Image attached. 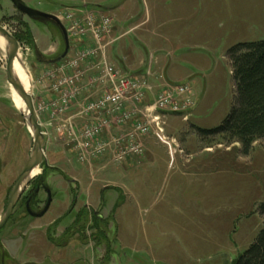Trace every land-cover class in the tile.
<instances>
[{
    "label": "rangeland",
    "instance_id": "rangeland-1",
    "mask_svg": "<svg viewBox=\"0 0 264 264\" xmlns=\"http://www.w3.org/2000/svg\"><path fill=\"white\" fill-rule=\"evenodd\" d=\"M20 1L62 20L67 15L104 13L102 7L91 4L99 0ZM126 5L128 20L123 15L127 21L120 26L122 31L114 34L113 26L111 33L115 39L111 47L118 46L132 68L131 72L120 68L126 75L142 76L148 68L160 71L159 60H153L156 56L149 55L146 46L161 50L195 46L191 56L178 50L166 70L171 80L188 83L194 91L188 122L173 115L165 118L166 135L175 136L184 155H177L169 165L166 149L148 134L140 138L142 155L113 163L109 161L113 148H107L90 164L82 163L73 145L59 138L63 132L55 130L63 118L79 125L81 106L61 116L50 109L62 99L46 76L64 64L40 63L34 52L36 48L46 58L63 52L57 28L30 20L11 0H0V26L18 43L20 60L31 77L34 108L46 132L40 175L25 187L22 197L33 192L38 178L52 197L41 218L27 216L21 202L16 205L0 229V264H233L262 230L258 208L264 203V144L254 143L250 154L243 156L239 144L197 130L219 127L231 111L235 93L226 55L238 44L264 40V0H127ZM106 15L113 24V15ZM86 45L70 43L63 60ZM50 47L56 51L48 52ZM5 65L0 50V216L32 149L26 121L9 98ZM190 73L194 77H188ZM162 74V79L151 78L157 81L154 92L164 81ZM94 90L83 92L76 102L94 99ZM130 126L112 125L100 138L109 144ZM145 138L158 147L154 162L141 165ZM36 199L38 211L45 191L40 189ZM93 211L98 212L99 222Z\"/></svg>",
    "mask_w": 264,
    "mask_h": 264
},
{
    "label": "built area",
    "instance_id": "built-area-1",
    "mask_svg": "<svg viewBox=\"0 0 264 264\" xmlns=\"http://www.w3.org/2000/svg\"><path fill=\"white\" fill-rule=\"evenodd\" d=\"M55 17L60 23L63 21L69 40L80 44L89 43L69 60H62L59 65H64L46 76L47 80L52 81L53 92L62 99L50 106L53 115L61 116L81 106L78 109L81 118L79 125L73 126L68 119L63 118L55 129L63 132L59 138L66 145H73L79 160L87 164L102 155L107 148H113V163H122L130 156L142 155L140 138L148 134L166 149L169 165L177 155L182 157L184 151L178 141L165 133V118L173 115L188 122L195 101L192 87L188 83L164 84L154 92L155 86L150 79H162L161 75L155 76L148 68L145 75L128 76L114 67L106 55L107 49L115 42L111 34L113 24L106 14L91 12L79 17L67 15L64 18L66 25L59 16ZM54 51L55 47L48 50L50 53ZM88 73H91V77L86 76ZM90 89H95L94 99L83 98L76 102L78 96ZM72 101L76 104L72 105ZM36 114L41 123L39 113ZM138 117L141 118L136 119ZM130 123L127 133L115 137L109 144L100 138L107 135L105 133L110 131L112 125L118 129ZM43 135L46 136L45 129Z\"/></svg>",
    "mask_w": 264,
    "mask_h": 264
},
{
    "label": "trees",
    "instance_id": "trees-1",
    "mask_svg": "<svg viewBox=\"0 0 264 264\" xmlns=\"http://www.w3.org/2000/svg\"><path fill=\"white\" fill-rule=\"evenodd\" d=\"M234 83V104L221 125L199 134L220 136L225 143L240 145L248 156L256 142L264 144V40L230 48L226 55ZM263 227L246 252L233 264H264V203L258 208Z\"/></svg>",
    "mask_w": 264,
    "mask_h": 264
},
{
    "label": "water",
    "instance_id": "water-1",
    "mask_svg": "<svg viewBox=\"0 0 264 264\" xmlns=\"http://www.w3.org/2000/svg\"><path fill=\"white\" fill-rule=\"evenodd\" d=\"M14 7L23 15L28 17L30 20L41 24H50L57 28L63 43V52L54 58H46L38 52L35 48V55L40 63L46 65H55L65 58L69 51V39L64 26L57 20L54 15L44 13L42 11L30 8L23 4L20 0H11ZM0 37H2L7 42V51L5 54L6 65H5V80L6 83L11 85L16 91L18 96L21 98L28 112L27 117V127L29 133L32 137V149L30 153L29 160L20 174L17 176L15 182L13 183L11 190L9 192L6 207L0 216V229H2L10 218L13 208L15 207L20 195L22 194L25 187L30 183V174L36 168H40L44 162V144L45 140L38 123V118L34 109V104L32 96L30 93L26 92L23 86L15 79L13 75V62L18 53V43L16 39L6 30V28L0 26ZM44 191L47 194V201L42 210L37 213L31 212L28 208L29 202L38 192L36 189L33 194L29 197L26 203V209L32 218H41L48 211L51 204V192L48 187H44ZM102 207V206H101ZM101 207L99 209H101Z\"/></svg>",
    "mask_w": 264,
    "mask_h": 264
},
{
    "label": "crops",
    "instance_id": "crops-1",
    "mask_svg": "<svg viewBox=\"0 0 264 264\" xmlns=\"http://www.w3.org/2000/svg\"><path fill=\"white\" fill-rule=\"evenodd\" d=\"M89 3V2H88ZM95 6H98V8L102 7L100 10H102L104 13L109 14L110 16L113 15V26L114 28L116 27L117 29H115L114 34H118V30L122 31L120 29V26L123 25L124 22H126L128 20V12H126V4H127V0H123L120 2H114L111 3L109 0H103V1H98V2H94L91 3ZM83 5H85V3H83ZM126 12V13H125ZM127 18V20H125L124 16ZM125 20V21H124ZM141 47H143V51L145 53H147V50H145V46L140 42ZM195 46L193 45H181V47H175L172 50H166V49H153V48H149L146 46V49L148 48V54L149 55H155L156 58H154L153 60H155L156 62L159 60V63L161 65L160 67V71H162V73L160 71H157L156 69L152 68V72L154 73L155 76L158 77V75L162 74L164 81L163 82H159L158 87L159 86H163L164 84H169V83H179L181 81H175V80H171V78H169V76L166 74V70L167 68L170 66L171 64V60H172V56L175 55L178 50H181V53L184 52V55H188L191 56L192 51L195 49ZM120 48H118V46H112L109 49H107L106 51V55L107 58L109 59V61L116 66L118 69H123L126 71H130L132 70V68L128 65V61H127V56L126 55H121L122 52L119 50ZM162 51H167V52H162ZM163 53V58H159L158 54ZM168 60L169 63L166 61ZM151 68V67H150ZM188 77L192 78L194 77V74L190 73L188 75ZM189 79V78H188ZM152 83H156L154 86L156 87L157 85V81H155L154 79H150ZM1 78H0V88H1ZM198 108H196L197 110ZM195 110V112H196ZM194 115V113L192 114ZM176 134L178 133V130H176L175 132ZM175 137V136H174ZM143 144L146 147V154L144 155L143 159L140 160V164L142 165V162L145 161H151L154 162V159L156 158V156L154 155L155 153V148L158 147L154 141H152V139L150 138H145L143 141ZM109 161H111V159H109ZM132 161V160H131ZM199 161V160H198ZM135 162V161H132ZM197 163V162H196ZM129 166V164L127 165Z\"/></svg>",
    "mask_w": 264,
    "mask_h": 264
},
{
    "label": "bare ground",
    "instance_id": "bare-ground-1",
    "mask_svg": "<svg viewBox=\"0 0 264 264\" xmlns=\"http://www.w3.org/2000/svg\"><path fill=\"white\" fill-rule=\"evenodd\" d=\"M7 46H8L7 42L2 37H0V50L4 53V55L6 54ZM13 75H14L15 79H17L19 81V83L23 86L25 91L30 93L31 77H30V74L28 73L27 69L25 68L24 64L20 60L19 51H18L17 56L13 62ZM7 88L9 91V98H10L13 106L15 107V109L17 111H19L22 114V116L24 117V119L26 121V125H27L28 112L25 108L24 103L22 102L21 98L18 96V94L16 93V91L13 89V87L11 85L7 84ZM28 128L29 127H27V129ZM21 171L22 170H20V172ZM20 172H19V174H20ZM40 172H41V167L33 170L32 173L30 174V179L33 180L35 177L39 176Z\"/></svg>",
    "mask_w": 264,
    "mask_h": 264
},
{
    "label": "flooded vegetation",
    "instance_id": "flooded-vegetation-1",
    "mask_svg": "<svg viewBox=\"0 0 264 264\" xmlns=\"http://www.w3.org/2000/svg\"><path fill=\"white\" fill-rule=\"evenodd\" d=\"M72 40H70V43L72 44ZM59 55V54H58ZM58 55H56L55 57H57ZM44 187H45V184L42 182V180L40 179V178H38L37 180H36V184H35V187H34V190H33V192L38 188V191L41 189V190H43L44 191ZM11 190V189H10ZM10 192V191H9ZM33 192L32 193H30L29 195H26V196H24V197H22V194L20 195V197H19V199H18V201H17V203H16V205L17 204H19L20 202H21V205H23V207H24V212H25V214L27 215V216H29V214H28V212H27V209H26V203H27V200L29 199V197L33 194ZM38 193V192H37ZM46 193V192H45ZM37 195V194H36ZM36 195H35V197L34 198H32L31 199V201L29 202V206H28V208H29V210L31 211V212H34V213H37V212H39L40 210H42L43 208H44V206H45V204H46V201H47V194H46V199H45V202H44V205H43V207L40 209V210H38V211H36V205H37V199H36ZM9 196V195H8ZM7 200H8V197H7ZM51 201H52V197H51ZM6 204H7V202H6ZM16 205H15V207H16ZM5 207H6V205H5ZM15 207L13 208V211H12V214H11V216L14 214V209H15ZM100 208V207H99ZM98 208V209H99ZM5 209V208H4ZM3 213V212H2ZM92 215H93V218L97 221V222H99L101 219H100V217L98 216L99 214H98V212L97 211H93L92 212ZM10 216V217H11ZM29 217H31V216H29ZM32 218V217H31ZM9 220V219H8ZM4 254V251H2V255Z\"/></svg>",
    "mask_w": 264,
    "mask_h": 264
}]
</instances>
